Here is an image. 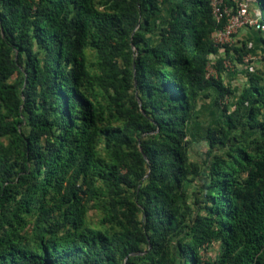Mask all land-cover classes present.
<instances>
[{
    "label": "trees",
    "instance_id": "obj_1",
    "mask_svg": "<svg viewBox=\"0 0 264 264\" xmlns=\"http://www.w3.org/2000/svg\"><path fill=\"white\" fill-rule=\"evenodd\" d=\"M162 3L0 0V264H264V75L229 109L210 56L245 45L214 41L210 0H173L152 26ZM210 87L222 119L192 159ZM91 201L108 227L87 225Z\"/></svg>",
    "mask_w": 264,
    "mask_h": 264
},
{
    "label": "rangeland",
    "instance_id": "obj_2",
    "mask_svg": "<svg viewBox=\"0 0 264 264\" xmlns=\"http://www.w3.org/2000/svg\"><path fill=\"white\" fill-rule=\"evenodd\" d=\"M173 0H163L162 8L152 19V26L156 27L168 17L169 8ZM250 12L260 19V13L255 0L250 2ZM264 13V11H263ZM150 39H157V30L149 35ZM230 42L225 43L229 46L243 47L245 45L248 54L244 56L241 62L236 59L226 57L224 48H220L217 54L210 56L209 69L215 73L218 58H222L220 74L222 81L226 86H229L232 93L226 96L223 100L228 105L229 109L234 108V102L240 91L248 84L250 74L257 72L264 75V30H256L252 27H247L239 30L231 38ZM249 40L253 42L252 46H247ZM231 56L236 57V52L230 51ZM89 60L94 61L93 54L89 51ZM95 67L94 65H92ZM218 95L217 90L210 87L205 89L197 100V108L194 116L187 122V137L195 142V147L191 152L192 159H201L205 152L204 145H199V136L205 133L208 127L217 128L222 119L221 105L216 102ZM264 119V110L261 114ZM247 135V133H246ZM205 176L201 175L193 181L188 182L186 186L187 200L190 201L194 196L201 198L205 189L203 188V180ZM94 201L89 202V208L86 213V223L90 227H108L109 223L104 221L103 210L101 204ZM202 205V203H200ZM31 236V230L28 229ZM219 243L214 242L205 249H201L200 253L205 260H214L219 254Z\"/></svg>",
    "mask_w": 264,
    "mask_h": 264
},
{
    "label": "built area",
    "instance_id": "obj_3",
    "mask_svg": "<svg viewBox=\"0 0 264 264\" xmlns=\"http://www.w3.org/2000/svg\"><path fill=\"white\" fill-rule=\"evenodd\" d=\"M235 6L229 7L224 0H210L211 11L214 19L220 22L224 19L222 27L215 30L213 39L216 43L225 44L230 42V38L239 30L247 27L256 30H264L261 20L250 12V2L252 0H234ZM251 46V42H248ZM208 74H212L208 68Z\"/></svg>",
    "mask_w": 264,
    "mask_h": 264
},
{
    "label": "crops",
    "instance_id": "obj_4",
    "mask_svg": "<svg viewBox=\"0 0 264 264\" xmlns=\"http://www.w3.org/2000/svg\"><path fill=\"white\" fill-rule=\"evenodd\" d=\"M251 41H252V40H249V42H251ZM252 44H253V42H251V46H252ZM251 46H250V47H251Z\"/></svg>",
    "mask_w": 264,
    "mask_h": 264
}]
</instances>
